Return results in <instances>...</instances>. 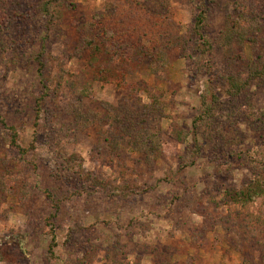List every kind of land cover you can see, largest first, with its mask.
I'll list each match as a JSON object with an SVG mask.
<instances>
[{"label":"rangeland","instance_id":"rangeland-1","mask_svg":"<svg viewBox=\"0 0 264 264\" xmlns=\"http://www.w3.org/2000/svg\"><path fill=\"white\" fill-rule=\"evenodd\" d=\"M118 1L58 0L61 15L56 18L53 8L50 14L42 8L51 0H0V247H14L12 264H264V190L246 204L233 193L264 169V83L248 88L249 117L230 128L242 140L235 154L245 155L226 157L192 130L203 99L210 102L214 95L220 109H231L227 90L218 87L212 94L214 80L201 57L193 54L189 60L190 45L168 51L163 79L134 64L122 72L125 83L143 85L171 103L147 126L165 143V152L152 159L112 151L119 133L111 135L104 108H120L124 94L115 83L96 79L97 66L83 39L99 15L111 17L113 25L131 21L133 1ZM229 1L235 0L209 5L205 32L213 41L224 27ZM168 2L173 25L187 39L196 11L189 0ZM238 2L245 14L264 12V0ZM260 28L255 42L243 41L248 28L232 41L234 52L243 51L247 62L261 66L253 53L257 45L264 46V22ZM212 53L217 72L231 75L230 67L240 69L218 46ZM135 96L144 105L152 103L145 92ZM238 104L245 108L246 100ZM172 127L186 133L183 142L170 137ZM10 128L24 154L12 149ZM101 128L109 133L107 141L98 134ZM62 155L80 157L83 170L107 182L108 190L71 172L62 175ZM15 169L31 201L18 196V185L11 189ZM47 194L58 201V210ZM53 237L55 258L49 255Z\"/></svg>","mask_w":264,"mask_h":264},{"label":"trees","instance_id":"trees-1","mask_svg":"<svg viewBox=\"0 0 264 264\" xmlns=\"http://www.w3.org/2000/svg\"><path fill=\"white\" fill-rule=\"evenodd\" d=\"M132 1L128 16L129 20H131L130 22L124 23V21H121L113 25V19L111 17L105 14L99 15L95 18L97 22L92 25L93 27L90 28L89 25L85 28L87 35H84L85 38L83 39L85 48L91 52L92 63L97 66L95 73L96 79L102 82L115 83L118 89H121L124 94V104H121L120 108H113L109 105H106L104 108L106 111V126L111 127V135L114 136L119 133V136H116L119 139L115 140L113 145L110 146V149L112 151L129 150L146 157H151L152 159L160 158L163 155L165 152V149H163L165 143L158 138V135H151L147 126L153 116H158V118L163 116L164 110L171 103H166L161 96L152 94L143 85L136 87L132 84L125 83L122 72L135 64L140 69H147L157 78L163 79L165 77V67L168 63V51L173 48H183V50H186V47L190 45L188 50L189 60L192 59L193 54L201 57L202 68L209 71L214 80L211 81V86H214V88H211L212 94H214L215 89L218 87L227 90L230 96L228 106L231 109V112H225V110L220 109L221 106L218 104L217 98L214 95H212L210 102L203 99L199 114L192 122L194 135L200 134L203 137L205 136L207 141L211 143L209 146L211 150L219 152L220 155L224 154L226 157L234 158L244 156L245 153L243 152H240L238 156L235 154V146L237 142H241L242 140L240 136L233 134L230 128L233 122L235 123L240 117H249L246 114L248 111L247 105L250 103L249 96L247 95L248 88L252 85L264 83V52L262 51L264 50V46L259 44L253 51L255 57L258 60L261 59L260 66L253 64V62H247L243 51L234 52L232 39L234 34L246 28H248V33L243 40L244 42H250L252 40L255 42V40L260 38L259 35L263 33V29L260 28V23L264 22V12L262 10L256 13L250 11L245 14L241 11L242 8L238 0L229 1L227 3L229 10L224 15V27L219 32L216 41H213L205 32V29L211 16L209 12L211 7L209 5L214 0H189L193 9L196 11V16L189 37L185 39L179 35L178 30L171 21V15L167 9L169 5L168 0ZM118 3H121L120 0ZM42 8L48 14H50V9L53 8V16H56V18L61 15L58 11V0H51V2L45 5V8L43 4ZM1 24L4 23L2 22ZM90 32L93 36H90ZM255 32L258 34L256 35ZM48 39L49 34L43 37L41 50H44L45 44L43 43ZM215 46H218L223 51V54L227 55L226 60H233L240 69H232L230 67L234 72L231 75L217 72L211 63V54H213L212 51H214ZM100 58H102V61ZM223 58L225 57L223 56ZM39 66L42 67L43 63L40 62ZM112 66H114V69ZM117 68L121 71L120 73L116 71ZM137 92H145L152 103L144 105L141 99L135 96ZM81 94L83 97H86L85 94L89 95L87 89L82 90ZM240 99L246 100V105L243 106L245 108L239 107L238 101ZM95 118L91 120V125L93 126L97 124ZM231 118L233 119L231 120ZM215 120L218 124L212 123ZM9 130L12 132L10 141L12 149L18 151L20 154H24L25 150L21 148L16 140L15 130L13 128ZM169 133L170 137L176 143L184 141L185 138L183 135L186 137V133L177 130L175 127H172ZM98 134L102 140L103 138L106 141L108 140L107 136L109 133L105 129L101 128ZM215 142L216 145H214ZM61 164L62 167L59 172L62 175L71 172L79 180L83 178L82 181L85 183L94 186L97 185L104 192L108 190L109 186L107 182L83 170L82 159L77 155H62ZM263 172L264 169L255 171L253 179L245 187L238 191L233 190L234 195L238 196L244 204L252 202L262 194L264 190ZM19 173L17 170L15 175H13L16 180L11 179L9 181L11 189L18 185L20 194L23 191L22 186L24 184H20L19 182V176H21ZM19 194L18 196L24 198L23 201H31V195L27 191H23L21 195ZM47 199L53 204V209L58 210V201L50 194H47ZM54 239L53 237L49 247V255L52 258H55L54 249L57 247ZM13 248L8 244L5 249L0 247V262L3 264L16 262L13 255L10 254ZM20 248L21 256H25L24 247L21 245Z\"/></svg>","mask_w":264,"mask_h":264}]
</instances>
